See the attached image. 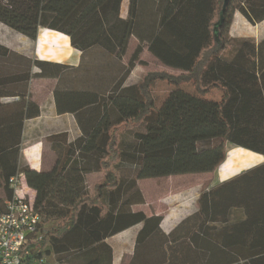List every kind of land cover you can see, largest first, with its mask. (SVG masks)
<instances>
[{"label": "trees", "instance_id": "obj_1", "mask_svg": "<svg viewBox=\"0 0 264 264\" xmlns=\"http://www.w3.org/2000/svg\"><path fill=\"white\" fill-rule=\"evenodd\" d=\"M121 2L0 0V23L30 41L46 29L67 36L83 56L100 48L116 60L124 55L130 36L139 41L107 99L97 103L87 90L60 92L56 87L58 114L95 104L101 118L92 129L81 126V137L66 145L64 152L77 154V160L57 161L49 172L23 163L24 122L40 115L28 94L29 81L68 78L79 68L25 57L0 44V191L10 199L8 180L22 173L34 192L41 239L29 246L32 257H48L49 262L51 254L60 257L75 248L71 258L79 264H112L105 240L140 226L137 257L130 264H230L233 257L219 258L216 251L235 245L263 254L247 257L244 264H264V166L221 184L218 191H201L198 210L168 235L159 228L161 217L131 210L143 204L138 180L213 173L227 145L264 156V39L256 43L229 36L235 12L251 25L264 21V0H129L126 20L119 17ZM142 43L161 65L179 73L150 71L136 85L121 89ZM155 81L173 87L191 84L196 97L180 94L167 111L159 112L150 95ZM214 90L218 101L203 99ZM60 96L66 99L64 108ZM138 126L144 131L132 133ZM131 134L135 144L129 146L124 136ZM90 156L102 177L88 190L79 171L86 172ZM233 207L247 214L238 229L241 238L222 232V241H205L213 230L207 224L226 223ZM151 244L156 251L140 259L141 249ZM211 248L207 256L204 251Z\"/></svg>", "mask_w": 264, "mask_h": 264}, {"label": "crops", "instance_id": "obj_2", "mask_svg": "<svg viewBox=\"0 0 264 264\" xmlns=\"http://www.w3.org/2000/svg\"><path fill=\"white\" fill-rule=\"evenodd\" d=\"M127 15L128 5L126 3L123 5L121 4L119 17L126 20ZM229 36L234 38H251L254 39L256 43H259L264 39V21L256 25H251L239 12H235L229 30ZM128 41L127 49L121 60H116L113 56L106 54L102 50L94 52L90 50V52L83 56L81 52L71 46L69 38L63 34L46 29H39L36 40L30 41L21 34L0 23V44L11 51L29 58L35 57L39 61L66 65L74 69L79 68L75 71V77H64L62 78L63 80L36 78L29 81L28 94L30 100L40 108V115L37 118L24 122L22 134L23 163L30 169L37 172H49L56 165L57 161L63 163L68 159L69 161L77 160V154L69 156L64 152L66 145L81 137V126L85 129H92L97 125V122L101 118L100 109L97 105L94 106L95 104H93L91 107H85L77 112L65 110L66 113L58 114L53 92L56 87L60 92H65L66 90L72 92L80 89L82 92L87 90V93H91L92 99H95L97 103L100 101V98L107 99L111 88L121 78L123 71L129 63V55L131 53L130 46L132 48V46L139 45V41L134 36H130ZM140 45L143 47L144 51L148 52L146 43ZM93 62L99 65L97 66L99 72H92L89 77L82 75L80 69L86 67L89 63L94 65L95 63ZM105 63L112 65L111 69H103ZM134 64L136 65V63ZM113 67L114 70H112ZM162 67L164 66L162 65ZM103 70L104 72H101ZM36 72H38V70L34 69L33 73ZM131 74L132 69L129 71L127 77L122 80L121 89L136 85L135 82L132 83ZM60 98L61 96L58 97L60 107L64 108L66 104L64 100L66 99ZM226 150L229 152L227 161L225 157L224 162L213 173L187 174L138 180L136 184L142 194L143 204L131 206L132 212H142L146 216H151L153 214L147 213L145 208H147L149 204H153V209L156 210L154 215L161 217L159 228L164 235H168L182 220L196 212V210H194L196 202H192V200L197 199V191L200 187L198 183L201 184L204 180L213 176V183L215 185H221L264 166V156L255 154L250 157L248 153L240 152L238 147L232 145H227ZM246 157L249 159V162L250 159H252L249 168L246 169L242 167L244 169L239 168L236 170L237 172L230 169V167H233L235 170L237 165L243 166L246 162L242 161H244ZM235 160H238V162H235ZM87 162L90 163V165L86 167V172L82 173L79 171V173L84 177L83 188L89 190L91 185L100 180L102 175L94 171L93 156H90ZM163 180H177L174 182H177V184L181 182L183 184L181 187L178 186L177 188L166 187L165 189V186H163L164 189H159V186L156 185L162 183ZM149 182L152 183L151 188H149V186L147 187ZM189 195H191L192 198L188 200L186 205L183 201L185 197H187V200ZM246 217L247 214L244 212L243 208H231L228 211L227 222L219 223L221 230L218 235L220 237L218 236V238H216L210 234L204 237V240L213 243L216 242V240L222 241L225 239L222 232L227 233L226 235H232L233 232L235 239H240L241 233H238V229L241 223L245 222ZM211 224L213 225L214 223H210V225ZM233 227H235V229H233ZM139 228L140 226L132 227L105 240V243L110 247L112 252V264H130L133 261L136 256L134 250L135 236ZM155 246L157 245H146L145 248L141 249L140 254L141 252L143 253L138 257L143 259L151 256L150 252L154 253L156 251V249H154ZM204 252L207 256L213 253L212 248ZM259 253L260 251L258 248H252L248 251L247 249L239 248L237 245H235L233 249L226 248V250H224L223 247H220V249L216 251L219 258L228 256L231 258L233 257L235 262H231L230 264H244L246 259H248L247 257L251 256V259H253L263 255ZM222 264H226V262H222Z\"/></svg>", "mask_w": 264, "mask_h": 264}, {"label": "rangeland", "instance_id": "obj_3", "mask_svg": "<svg viewBox=\"0 0 264 264\" xmlns=\"http://www.w3.org/2000/svg\"><path fill=\"white\" fill-rule=\"evenodd\" d=\"M125 3L129 7V0H123L121 4L123 5ZM231 38H234V37H231ZM237 39H242V38H237ZM244 39H251V38H244ZM252 40H254V39H252ZM127 45H128V43H127ZM137 47H138V45L132 46V48L130 46V50H131V53L129 55L130 59H131V56L133 55V53H134V51H135V49ZM126 49H127V46H126ZM99 50H101V49L100 48H93V52L94 51H99ZM93 63H95V64L93 65L92 63H89L86 67L81 68L80 69V73H82V75H84L85 77H89L91 75V73L95 72V71L98 73L99 72V68L97 66H99V65L96 64V62H93ZM134 63H136V65L134 64V67L132 68L131 80H132V83L135 82L136 84L140 81L141 77L144 74H146L147 72H150V71L165 70V71H168V72H170L172 74L179 73L176 70H173V69H170V68L167 69L166 67H162V65L156 59H154L148 52L144 51L143 47H141V51L137 55L136 59L134 60ZM108 64L109 63H105V67H103V69L104 68L105 69H111L112 65H110V64L108 65ZM103 66H104V64H103ZM34 69L36 70V68H34ZM112 70H114V67H113ZM101 72H104V70L101 71ZM68 74H69L70 77H75V71H71V73H68ZM32 79H36V78H32ZM83 84H84V82H83ZM86 84H90V83H86ZM176 93H179V94H176ZM172 94H175L174 97H172ZM180 94H185V95H188V96L196 97L195 96V90H194V88H193V86L191 84L182 85L180 87H173V86L169 85L168 83H166L164 81H155L154 83H152L151 88H150V95H151V97L153 99V106L159 112L167 111L169 109V107H170L169 102L174 101V99H176V101H177ZM219 97H220L219 92L214 90V91H211L210 93H208L205 97H203V99L206 100V101L208 100V101L216 102V101L219 100ZM143 131H144L143 126H138V127L134 128L132 133H135V132L140 133V132H143ZM131 136H132V134L130 136H127V135L124 136V139H125L124 143H126V145L131 146V145L135 144V141H134V139ZM22 148H23V145H22ZM238 149L240 150V152L248 153L250 157H252L253 155L256 154V153H253V152H251L249 150H246V149H243V148H238ZM228 153L229 152L227 151L226 154H225L226 161H227V158H228ZM224 160H225V158H224ZM224 160L222 161V163L224 162ZM248 160L249 159L246 157V159L244 161H242V162H246L243 166H238L237 165L235 170L233 169V167H230V169L233 170V171H236V170H238L239 168H242V167L247 169V168H249V165L252 163V159H250V162ZM235 162H238V160H235ZM224 164H223V166H224ZM223 166H222V168H223ZM244 168H242V169H244ZM122 175H126L127 176V173H126L125 170L122 172ZM174 181H177V180H174ZM174 181L173 180L172 181L171 180H163L162 183H160L159 185H156V186H159V189H164V188L166 189V187H168V188H171V187L177 188L178 186L181 187L182 184H183L181 182L177 184V182H174ZM213 182H214V177L210 176V178H207L206 180H204L203 183H201V184L198 183L200 185V187L198 188V191H197V195H198L197 199L199 198L201 191L202 192H204V191H212L213 192L214 190L218 191L220 189V185H218V184L215 185ZM151 184L152 183L149 182L147 187L149 186V188H151ZM163 186H165V187L163 188ZM225 189H226V187H225ZM25 191L27 193V195L25 194L26 196H29L32 193V190H30L29 192L27 190H25ZM3 198H4V195L0 191V199H3ZM186 198L187 197H185V200L183 201V203H186V205H187L188 200L191 199L192 197H191V195H189L187 200H186ZM211 198H213L215 200L218 199V198H215L214 195H211ZM196 200H192V202H196L195 205H194L195 206L194 210L197 211L198 208H199V205H198V200L197 201ZM144 204H145V201H144ZM145 211L147 213L153 214V215H154V213H156V210L153 209V204H149V206H147V208H145ZM227 218H228V216H227ZM208 227L209 228H213V230L211 231L212 232L211 234L214 237L218 238L217 233L219 234L220 230H221L220 229V224L218 222H215L213 225L212 224L210 225V223H209ZM70 250L71 251H69L68 254L60 256V257H62V259L67 258L65 261L58 260V258H60L59 256H55V255L51 254L49 256V263L50 264H79V262L77 260L71 258V257H74L73 254L75 255V253L77 252V251H75L76 249L72 248ZM142 253L143 252H141V254ZM47 259H48V257H47Z\"/></svg>", "mask_w": 264, "mask_h": 264}, {"label": "built area", "instance_id": "obj_4", "mask_svg": "<svg viewBox=\"0 0 264 264\" xmlns=\"http://www.w3.org/2000/svg\"><path fill=\"white\" fill-rule=\"evenodd\" d=\"M8 186L13 195L0 205V264H49L46 257H32L29 248L41 239L34 192L26 196L30 190L22 173L9 178Z\"/></svg>", "mask_w": 264, "mask_h": 264}]
</instances>
